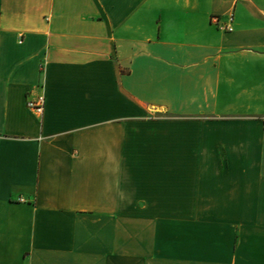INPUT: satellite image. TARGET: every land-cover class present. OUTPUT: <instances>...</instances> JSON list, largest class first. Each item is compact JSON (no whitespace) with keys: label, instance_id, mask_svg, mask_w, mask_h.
Returning a JSON list of instances; mask_svg holds the SVG:
<instances>
[{"label":"crops","instance_id":"obj_1","mask_svg":"<svg viewBox=\"0 0 264 264\" xmlns=\"http://www.w3.org/2000/svg\"><path fill=\"white\" fill-rule=\"evenodd\" d=\"M0 264H264V0H0Z\"/></svg>","mask_w":264,"mask_h":264},{"label":"built area","instance_id":"obj_2","mask_svg":"<svg viewBox=\"0 0 264 264\" xmlns=\"http://www.w3.org/2000/svg\"><path fill=\"white\" fill-rule=\"evenodd\" d=\"M211 21L224 31L232 30V17H229L226 22H221L220 17L218 15H214ZM26 104L32 112H34L37 116L42 117L45 109V95L40 93L35 98L29 99Z\"/></svg>","mask_w":264,"mask_h":264}]
</instances>
